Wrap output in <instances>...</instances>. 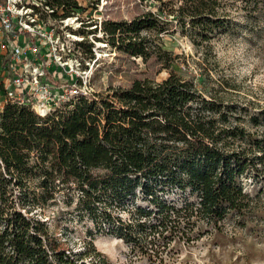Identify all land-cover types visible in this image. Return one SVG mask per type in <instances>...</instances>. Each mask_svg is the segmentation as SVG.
I'll list each match as a JSON object with an SVG mask.
<instances>
[{"label": "trees", "instance_id": "obj_1", "mask_svg": "<svg viewBox=\"0 0 264 264\" xmlns=\"http://www.w3.org/2000/svg\"><path fill=\"white\" fill-rule=\"evenodd\" d=\"M243 1L255 6L258 0ZM173 2L170 20L152 12L104 20L106 37L96 39L128 56L156 57L168 69L171 53L158 48L156 55L143 31L167 33L175 22L199 45L228 29L218 0L162 5ZM47 3L61 17L81 10L77 0ZM79 46L93 58L92 44ZM241 110L171 73L157 82L135 79L106 95L75 96L45 116L6 102L0 110V264H108L91 241L72 251L53 237L35 210L57 201L64 204L57 219L87 218L97 231L133 249L150 246L157 255L197 222L216 226L230 216L239 224L253 200L245 182L264 190V134L240 125ZM260 116L264 110L248 121L257 125Z\"/></svg>", "mask_w": 264, "mask_h": 264}, {"label": "rangeland", "instance_id": "obj_2", "mask_svg": "<svg viewBox=\"0 0 264 264\" xmlns=\"http://www.w3.org/2000/svg\"><path fill=\"white\" fill-rule=\"evenodd\" d=\"M165 1L77 0L81 10L70 15L77 16V20L70 18L69 27H59V31L92 44L94 60L88 61L93 65L90 91L106 95L117 87L128 88L135 79L157 82L171 73L191 81L207 97L242 108L236 113L242 118L240 125L250 133L264 134V117L260 116L257 125L248 121L264 110V0H258L255 6L243 0H218L219 14L228 19V29L199 45L193 44L175 22L169 23L167 33L143 31L141 35L156 45V55L158 48L171 53L173 61L168 69L156 57L143 60L128 56L103 40L97 41L106 37L101 30L104 20L130 21L146 12L157 14L160 21L170 20L166 13L176 2L162 5ZM158 7H162V13ZM94 28L95 32L90 33ZM81 30L87 33H79ZM82 51L77 48L75 55H85ZM259 187L245 182L244 190L253 200L239 224L230 216L216 226L197 222L187 228L185 235L177 234L164 250L160 248L163 252L159 255L150 246L133 249L113 234L97 231L87 218L68 214L66 219H57L56 214L64 208L61 201L35 211L47 221L49 231L63 248L80 251L91 241L108 264H264V190ZM120 215L127 220L128 212L121 211Z\"/></svg>", "mask_w": 264, "mask_h": 264}, {"label": "built area", "instance_id": "obj_3", "mask_svg": "<svg viewBox=\"0 0 264 264\" xmlns=\"http://www.w3.org/2000/svg\"><path fill=\"white\" fill-rule=\"evenodd\" d=\"M70 18L77 20L55 15L47 0H0V110L12 102L45 116L75 96L93 94L88 61L94 57L75 55L86 40L59 31Z\"/></svg>", "mask_w": 264, "mask_h": 264}]
</instances>
